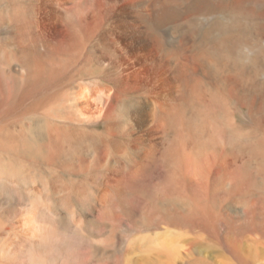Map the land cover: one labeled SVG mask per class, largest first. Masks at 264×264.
<instances>
[{"label":"rangeland","instance_id":"rangeland-1","mask_svg":"<svg viewBox=\"0 0 264 264\" xmlns=\"http://www.w3.org/2000/svg\"><path fill=\"white\" fill-rule=\"evenodd\" d=\"M34 1L0 0V24L36 21ZM98 7L96 40L66 68L48 72L56 106L51 116L67 119L48 122L62 137L52 142L51 163L40 157L15 162L35 178L34 187L46 186L45 199L62 213L63 230L48 229L49 239L23 248L24 228L10 217L0 220V247L11 243L13 264H264V0H98ZM35 61L42 63L39 51ZM93 79L106 89L105 111L80 126L70 106ZM139 106L146 110L142 128ZM34 118H21L15 129L33 126ZM175 148L193 154L195 180L184 165L180 170L167 161ZM9 156L0 149L3 168ZM235 161L232 179L228 169ZM243 183L248 191L235 193ZM104 192L112 193L106 206L100 203ZM29 204H20L22 212ZM76 220L81 230L75 231ZM250 220L258 229L241 235Z\"/></svg>","mask_w":264,"mask_h":264},{"label":"bare ground","instance_id":"bare-ground-1","mask_svg":"<svg viewBox=\"0 0 264 264\" xmlns=\"http://www.w3.org/2000/svg\"><path fill=\"white\" fill-rule=\"evenodd\" d=\"M110 1L115 4H118L119 2H125L127 0H110ZM33 5H35V7L33 8L32 13H35V15L37 16L36 21L28 20L27 17L26 18L24 17L23 20H16V21L10 20L9 24L8 23L0 24V141H1L0 149L1 148L5 149L6 153L10 155L9 157L11 160V163L8 164L7 168H3L4 163L0 160V220L3 223V221H5L7 218L10 219V217H12L14 218L16 223H18L19 228L22 227L24 228V230L22 231L24 233L23 236L21 237L22 245L23 244L25 245L23 246V248H37L42 242L46 241L45 239L47 237L46 234L48 232V229L50 230L52 228L54 231H57L58 229L62 231L63 224L65 222L63 223L60 219L62 213L54 212L50 208L51 205L47 204V201L45 199V193L47 190L46 186H44L43 188L34 187L33 185L35 182V178L30 174L25 175L26 173L24 171H19V169L17 170L15 162L17 161L22 162V160H24L25 162L27 161V163L31 164V161H33L35 158L40 157L41 160L45 159L43 162L44 165L51 163V160L49 161L48 156L50 155V153L53 154V152L55 151V146L52 144V142H58L61 140L62 137L54 134V128H50L48 122H50L51 124V118H53L55 119V123L57 124L60 120L64 121L66 118L62 119L61 117L51 116V110L54 108L56 109V106L52 107V103L50 99L49 86H48L49 84L48 72L50 71L51 67H55V68L60 67V69L66 68L69 65V62L73 60V56L75 53L81 52L82 47L86 43L90 44L96 40L97 32L98 30H100L99 23L101 17L100 9L98 7V0H35ZM128 6L129 5L125 6L124 8H129ZM52 32L55 33L56 35H60L61 41L58 44H55L53 40H51L52 38L51 35L53 34ZM36 51L37 52L39 51L40 56L42 57V63L35 61ZM51 58H53V61H51ZM108 67L109 68L111 67V63L109 64ZM83 70L84 68L82 66V72ZM91 70L93 69H90V72ZM42 72H43L44 83L41 85L39 89L40 93L36 95L35 92L36 87L38 88V85H40L36 83V79L40 78L39 81L40 82L42 81V74H41ZM38 73H39V77L37 76ZM93 80H95L94 82H96V83L93 82V86H89V87L81 86L79 91L76 93L77 96L76 99L78 103L75 104V106L74 105L70 106L71 114L74 115L73 122L78 123L80 126L81 124L86 122H91V123L95 122V120L101 117L102 113L105 111L106 102L103 100V96L104 93H106L104 91L106 89L101 90V88L100 89L98 88V83H100L99 79L97 80L93 79ZM22 91L23 92L25 91L26 97L22 95V97L19 99L20 93ZM135 108L137 109V113L139 116V121H138L139 127L142 128L146 124V117H145L146 110L144 109V107L141 106ZM160 108L162 111L164 107L163 108L160 107ZM106 115H108L107 118L110 117V114H106ZM32 116H35L34 122H35L36 130L34 133L36 134V139H33L30 136L31 128H33L34 126L33 120H32L33 126H31L30 123H27L25 127H23L21 130L17 131V129H15L17 124L20 122L21 118L25 117V119L26 118L31 119ZM110 118H112V116ZM161 123H163V121H161ZM162 125H164V123ZM144 136L145 133L141 134L140 137L143 140H145ZM211 139L214 140V137L212 136ZM152 142L150 143L152 144ZM141 144H145V143L142 142ZM34 145L40 147L37 148ZM185 151L184 153L178 154L175 148L173 150V153H171V155L167 157V161H169L168 158H171L169 162L171 164H175L176 167H178L177 165H179L180 170H182V165H184V167H186L185 175L188 178H191L195 166L194 164L195 161L193 158V154ZM153 160L155 159L153 158ZM114 162H115L114 159L109 160L108 162L109 169H111L113 173L116 172V166L112 165ZM226 164L227 166H229L228 161L226 162ZM235 164L236 161L232 165H230V169H228V175L232 179L235 177V172H234L235 169L232 168ZM161 169H163V167ZM177 171L179 170L175 169L174 172L172 170L173 174L172 175L170 174L172 178L175 179V177H178L176 175ZM182 178L183 177L179 179ZM193 178L191 179L195 180ZM247 187L248 186L246 183L240 184L239 189L235 193H238V191L247 192L248 191ZM111 195H112L111 192H106V193L104 192V194L100 197V203L102 205L104 204L103 206H106ZM27 202L30 203L29 208L28 209L25 208L26 210L24 213L20 208L21 207L20 204L24 206L25 203L27 205ZM171 218L173 220V217ZM175 222H178L177 219H175ZM81 223L82 222L80 221L77 222L74 221L75 226L74 225L73 226L75 227V231L81 230L82 227ZM173 224H174V220H173ZM245 224L242 225V231H240L241 235L243 231L246 232L248 231V229L251 232H254L258 229V227L254 224V221L250 220L245 222ZM14 236L15 238H18V235H14ZM10 244L7 245V243L6 244L4 243L0 247V264H3L2 263L3 261H6L7 264L14 263L10 254L15 252H13L11 249L7 247L10 246ZM230 252L236 258V260L240 261L241 263L245 262L244 258L241 255H239L235 251L230 250ZM16 258L17 257H14V259Z\"/></svg>","mask_w":264,"mask_h":264}]
</instances>
